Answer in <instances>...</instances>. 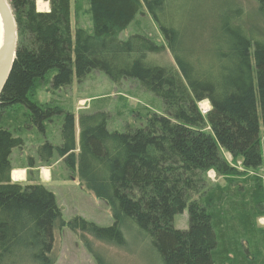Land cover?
<instances>
[{"label":"trees","instance_id":"16d2710c","mask_svg":"<svg viewBox=\"0 0 264 264\" xmlns=\"http://www.w3.org/2000/svg\"><path fill=\"white\" fill-rule=\"evenodd\" d=\"M7 1L17 27V49L0 95V264H18L20 258L51 264L55 224L61 220L51 191L41 184L11 181L10 156L23 141L6 127L4 118L19 109L41 133L46 122L62 116L61 142L43 144L39 157H63L82 185L112 208L110 227L74 218L68 222L70 229L118 246L125 244L124 230L135 231L149 241L161 264H215V258L225 264L229 258H252L240 241L247 232L253 258H264V232L254 225L264 214L254 198L258 188L205 192L208 172L233 171L222 151L246 169L262 164L264 42L252 41L224 14L212 28L208 48L189 52L183 28L167 16L169 0H87L91 32L77 27L73 34L70 0H48L47 12L36 11L38 0ZM253 1L264 17V0ZM143 8L157 23L166 47L148 35L119 38ZM164 48L174 67L153 63ZM94 71L113 83L138 82L162 100L164 113L121 133L107 130L104 113L82 114L76 145L73 115L60 105L34 102L32 92L51 72V89L61 90L74 77L80 82ZM203 102L210 105L206 114L199 108ZM237 195L240 216L232 201ZM252 198L260 208L258 215L254 203L248 208ZM186 210L188 229H175L174 218Z\"/></svg>","mask_w":264,"mask_h":264},{"label":"rangeland","instance_id":"374dc122","mask_svg":"<svg viewBox=\"0 0 264 264\" xmlns=\"http://www.w3.org/2000/svg\"><path fill=\"white\" fill-rule=\"evenodd\" d=\"M48 8V0L36 2V11L40 12ZM88 9L87 0H70L72 34L77 27L91 32ZM166 10L168 17L173 20L176 18L175 26L183 28L182 41L187 51L196 53L205 51L210 44L212 28H215L216 20L224 14L229 15L252 41L264 42V17L258 4L253 0H169ZM136 34L148 35L155 43L166 47L157 23L144 8L119 38L126 40ZM152 61L164 66H175L174 59L166 48ZM53 74L54 72L49 73L45 81L36 83L32 100L42 105H60L66 112L71 113L74 117V134L76 133L77 143L78 118L82 114L104 113L107 116V130L121 133L127 127L138 128L144 125L147 118L152 115L164 113L162 100L143 90L136 81L125 80L113 83L103 73L94 71L80 82L74 77L71 85L65 89L53 90L49 83ZM204 103L199 104L202 114L210 109L209 103L206 102L208 105H205L206 107L203 106ZM5 117L6 127L15 137L23 141V147L14 149L12 157L10 156L13 167L11 176L17 175V172L25 169V167L22 168L23 165L29 163L23 156L32 155L30 164L35 165L32 166V173L27 172L25 181L16 179V183H12L23 186L32 181L37 182L41 172H48L43 186L54 194L57 206L61 210V220L57 221L54 229V245L49 258L51 264H161L149 241L142 239L135 231L124 230L125 244L118 246L68 227L69 221L81 218L98 227L107 228L112 225L113 218L112 208L82 185L69 171L63 157L56 153H53L51 159L39 157L38 151L43 144L56 146L61 142L62 116H55L51 121L46 122L42 133L33 126L23 109L10 112ZM259 127L262 164L256 169H246L239 159H233L222 151L223 157L233 171L227 175L208 172L205 192L209 193L218 188L238 189L240 192H243L245 187V190L258 188L254 198L262 203L261 209L264 213V126L260 115ZM238 200L237 195V199L232 201L236 203L234 212L240 216L241 213L238 212L241 209L240 204L236 202ZM247 203L250 209L254 203L256 210L254 214L260 211L253 198ZM222 210L223 213H227L226 207ZM252 214L253 211L251 216ZM224 220L226 221L227 217H224ZM173 225L177 230L188 229L187 210L174 218ZM254 225L257 232L258 229L264 232V214L254 221ZM247 237H250V234L246 232L240 237V241H243L244 247L252 258H229L225 264H243L244 262L264 264V258H253L255 257L254 246ZM261 243L263 245L260 253L264 256V242ZM224 262L223 258H215V264H224ZM18 264L34 263L27 258H20Z\"/></svg>","mask_w":264,"mask_h":264},{"label":"water","instance_id":"95a60500","mask_svg":"<svg viewBox=\"0 0 264 264\" xmlns=\"http://www.w3.org/2000/svg\"><path fill=\"white\" fill-rule=\"evenodd\" d=\"M16 49L17 27L13 12L7 0H0V95L12 71Z\"/></svg>","mask_w":264,"mask_h":264},{"label":"crops","instance_id":"0c3cea01","mask_svg":"<svg viewBox=\"0 0 264 264\" xmlns=\"http://www.w3.org/2000/svg\"><path fill=\"white\" fill-rule=\"evenodd\" d=\"M42 7H43V5H42ZM49 10V8L46 10H42V11H40V12H47ZM75 136H76V133H75ZM76 138V137H75ZM75 141H76V139H75ZM76 143H77V141H76ZM78 144V143H77ZM13 153L14 152H12L11 153V157H12V155H13ZM33 156L32 155H26V156H23V158L26 160L27 159V161L29 162L28 164H26V165H23V167L22 168H24L25 167V169H22L21 171H19V172H17L16 174L17 175H15V174H12V176H11V181L12 182H15L16 183V181L18 180H20V181H25L26 180V175H27V172H29V173H32V166H35L34 165V163H33V165H31L30 164V159L32 158ZM12 167V166H11ZM27 168V169H26ZM34 168V167H33ZM12 169H13V167H12ZM213 172V171H212ZM47 173L48 172H46V171H43V172H41V174H40V176H39V181H37V182H35V181H32L30 184H41V185H45L44 183L46 182L45 180H46V178H47ZM18 176V177H17ZM17 179V180H16ZM218 189H223V188H218Z\"/></svg>","mask_w":264,"mask_h":264},{"label":"bare ground","instance_id":"6f19581e","mask_svg":"<svg viewBox=\"0 0 264 264\" xmlns=\"http://www.w3.org/2000/svg\"><path fill=\"white\" fill-rule=\"evenodd\" d=\"M40 5H41V4H40ZM205 105H207V103H206V102L204 103V105H203V106H205ZM207 106H208V105H207ZM205 107H206V106H205ZM208 110H209V109H208ZM208 110H207V111H208ZM207 111H206V112H207Z\"/></svg>","mask_w":264,"mask_h":264}]
</instances>
